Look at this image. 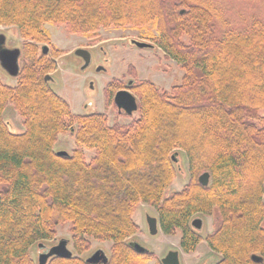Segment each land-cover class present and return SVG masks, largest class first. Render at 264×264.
<instances>
[{
    "label": "trees",
    "instance_id": "obj_1",
    "mask_svg": "<svg viewBox=\"0 0 264 264\" xmlns=\"http://www.w3.org/2000/svg\"><path fill=\"white\" fill-rule=\"evenodd\" d=\"M45 24L85 37L141 30L180 65V81L169 90L133 81L138 114L127 123L73 113L44 80L54 64L38 50ZM0 25L16 27L24 60L14 85L0 79V264H34L30 248L67 222L76 253L110 241L102 264H147L153 254L126 242L139 229V203L155 209L163 233L180 230L184 252L204 239L220 254L215 264H264V0H0ZM7 105L22 131L4 121ZM66 132L74 148L59 155ZM85 149L94 151L89 160ZM175 149L188 175L169 191ZM197 214L213 217L203 238L190 226ZM46 264L90 263L72 254Z\"/></svg>",
    "mask_w": 264,
    "mask_h": 264
},
{
    "label": "rangeland",
    "instance_id": "obj_2",
    "mask_svg": "<svg viewBox=\"0 0 264 264\" xmlns=\"http://www.w3.org/2000/svg\"><path fill=\"white\" fill-rule=\"evenodd\" d=\"M45 28L49 34L48 40L51 49L55 48L59 51L57 55L53 56L55 61L52 69L47 71L52 78V81H48V83L55 93L66 100L73 113L81 114L97 111L104 113L110 124L114 121L127 123L132 117H136L138 113L134 111L131 115H126L116 109L112 100L107 97L108 95L113 97L116 91L113 87H107L109 83L117 81L116 84L118 83V85L122 86L128 80L133 82L147 79L160 89L169 90L171 84L180 81L183 73L176 61L165 56L159 47L144 38L141 30L130 27H107L101 28L94 37H85L81 34L70 33L62 24H45ZM0 33L6 37L5 47H21L23 40L19 37L16 27L0 25ZM130 39L145 41L153 46L151 48H138L130 44ZM184 40L187 41L186 38ZM78 47L91 51L93 55L92 58L90 57L91 62H89L91 67L81 69L83 64L81 59L73 54V50ZM99 47H102L101 50ZM18 62L20 66L24 62L22 53ZM98 66L104 67L105 70L96 71ZM0 79L9 85H14L16 82V79L9 76L1 66ZM90 82L92 83L91 89H89ZM136 102H138L137 97ZM2 117L4 121L8 122L11 129L16 132L23 130L21 118L11 105L5 107ZM54 147L56 150L70 152L74 148L73 138L66 132L59 137ZM173 152L177 153L178 160L175 162L177 171L171 180L169 191L179 190L187 181L188 175L185 154L179 149H175ZM93 154V150H84L86 160H89ZM262 200L264 202V191ZM146 215L157 217L153 207L145 203H139L132 213V219L139 229L130 235L126 242L137 241L153 254V258L147 264H154L156 260H160L171 250L178 251L180 264H215L219 260L220 254L211 250L204 239L196 245L193 251H182L179 247L181 234L179 229L174 234H165L159 228L155 235H150L147 229ZM194 217H199L203 220V226L199 231L203 238L212 231L213 217L206 214H197ZM69 228L70 224L68 222L58 225L53 239L36 242L30 248L29 255L33 259L34 264H38L39 253H43L53 245H56L59 239L66 240L67 248L72 254L83 259L89 257L97 249H102L108 256L110 241L91 240L90 247L86 251L79 254L76 253L72 247ZM39 243L44 246L42 248L38 247Z\"/></svg>",
    "mask_w": 264,
    "mask_h": 264
},
{
    "label": "water",
    "instance_id": "obj_3",
    "mask_svg": "<svg viewBox=\"0 0 264 264\" xmlns=\"http://www.w3.org/2000/svg\"><path fill=\"white\" fill-rule=\"evenodd\" d=\"M5 36L0 33V66L1 68L11 77H17L19 73V56L21 54L20 48L13 47L7 48L4 46ZM138 48H151L153 45L145 41L130 40ZM73 54L77 57H80L83 61L81 69H85L90 62V53L87 49L78 47L74 50ZM101 67H97L96 71H99ZM44 80H52L50 75L46 73L44 75ZM92 88V83H89V89ZM113 103L118 108L124 111L125 114L131 115L134 111L137 110V102L135 96L130 93L127 89H120L114 93ZM57 154L67 155V152L64 150H58ZM177 153L173 152L170 156L172 161L177 162ZM198 183L202 186H206L209 182V173L207 171L202 172L198 178ZM146 224L147 229L150 235H155L159 229L158 219L155 216L146 215ZM202 225V219L199 217H194L191 220V226L194 229L199 230ZM128 245L133 248L134 251L138 253H146L148 250L140 245L137 241H129ZM44 245L42 243L38 244V247L42 248ZM72 252L67 248V241L64 239H59L56 245L50 247L47 251L39 253L38 255V264H46L47 260L51 256H58L62 258L71 257ZM254 260H259L258 256L253 255ZM107 258L102 249L95 250L89 257L85 259L87 263L95 264L99 261L106 262ZM161 264H180L178 251L171 250L168 251L164 257L160 259Z\"/></svg>",
    "mask_w": 264,
    "mask_h": 264
},
{
    "label": "flooded vegetation",
    "instance_id": "obj_4",
    "mask_svg": "<svg viewBox=\"0 0 264 264\" xmlns=\"http://www.w3.org/2000/svg\"><path fill=\"white\" fill-rule=\"evenodd\" d=\"M6 38V37H5ZM131 40V39H130ZM130 40H129V42H130ZM4 43H6V39H5V41H4ZM50 44V42H49V40L48 41H46V42H43V43H40V45H39V47H38V50L40 51V53L41 54H43L44 56H46L47 58H49V59H51L53 62L55 61V59H53V57L51 56V52H57V54H58V49H55V48H52L51 49V46L49 45ZM130 44L131 45H133V46H135L134 44H132L131 42H130ZM5 46H6V44H5ZM136 47V46H135ZM101 48L102 47H99V49L101 50ZM76 49V48H75ZM74 49V50H75ZM74 50H73V52H74ZM20 51H21V53H22V48L20 47ZM89 53H90V57L92 58V53H91V51L89 50ZM56 54V55H57ZM78 58H80V57H78ZM81 59V58H80ZM81 61H82V59H81ZM91 62V61H90ZM82 63H83V61H82ZM98 64V63H97ZM96 66V65H95ZM89 67H91V63H89V65L87 66V68H89ZM98 67H101V69H100V71H104L105 69H104V67H102V66H98ZM95 68V67H94ZM50 82L52 81V80H49ZM133 82H132V80H128L127 82H126V84L125 85H122L119 89H117L116 91H118V90H120V89H127L130 93H132L130 90H129V87L131 86V84H132ZM115 91V92H116ZM114 92V93H115ZM133 94V93H132ZM134 95V94H133ZM114 96V95H113ZM135 96V95H134ZM112 103H113V97H112ZM113 105H114V103H113ZM115 106V105H114ZM116 107V106H115ZM116 109L119 111V112H123L124 113V111L123 110H121V109H118L117 107H116ZM125 114V113H124ZM193 219V218H192ZM191 219V220H192ZM190 226H191V221H190ZM202 226H203V220H202V225H201V228H202ZM191 228L193 229V230H195V231H197V232H199L200 230H201V228L199 229V230H197V229H194L192 226H191ZM129 241H127V243H128ZM105 254V253H104ZM106 255V254H105ZM257 256V255H256ZM106 258H107V256H106ZM86 259V258H85ZM98 263H103V262H101V261H99ZM98 263H95V264H98ZM105 263V262H104Z\"/></svg>",
    "mask_w": 264,
    "mask_h": 264
}]
</instances>
